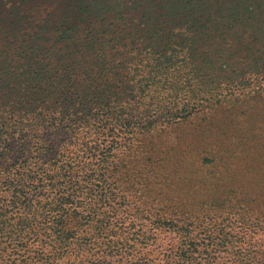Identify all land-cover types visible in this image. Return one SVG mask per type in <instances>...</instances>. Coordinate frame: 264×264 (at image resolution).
<instances>
[{"label":"trees","instance_id":"trees-1","mask_svg":"<svg viewBox=\"0 0 264 264\" xmlns=\"http://www.w3.org/2000/svg\"><path fill=\"white\" fill-rule=\"evenodd\" d=\"M0 264H264V0H0Z\"/></svg>","mask_w":264,"mask_h":264},{"label":"rangeland","instance_id":"rangeland-1","mask_svg":"<svg viewBox=\"0 0 264 264\" xmlns=\"http://www.w3.org/2000/svg\"><path fill=\"white\" fill-rule=\"evenodd\" d=\"M16 0H11V3L12 2H15ZM124 1V0H123ZM49 4H50V2H49ZM9 5L10 4H6V5H2V6H6V7H9ZM1 6V7H2ZM24 6V4H21V5H19V7H23ZM23 9H26V7H24ZM6 13H7V16L6 17H8L7 19H8V22H11L12 21V18H11V15L9 14V11H6ZM18 24V19H16L15 21H14V24L12 25V26H14V28H15V30L17 29V26H15V25H17ZM24 29H26V27L24 28ZM26 32V30H23L21 33H20V35L21 34H23V33H25ZM249 128V127H248ZM173 138H174V136H171V137H169V138H167V142L165 141V145H164V147H165V149H170V150H174L175 148H172V147H170L173 143H174V141H173Z\"/></svg>","mask_w":264,"mask_h":264}]
</instances>
